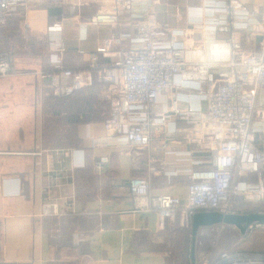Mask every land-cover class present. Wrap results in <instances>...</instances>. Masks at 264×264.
I'll list each match as a JSON object with an SVG mask.
<instances>
[{"label": "crops", "instance_id": "1", "mask_svg": "<svg viewBox=\"0 0 264 264\" xmlns=\"http://www.w3.org/2000/svg\"><path fill=\"white\" fill-rule=\"evenodd\" d=\"M160 1L152 10L178 31V42L203 37L200 29L191 25L197 12L188 9L200 5V0ZM238 1L253 18H262L264 0ZM114 5L115 0H31L20 6L3 28L1 37L7 44L0 50L12 52L15 70L0 77V264H170L168 256L175 249L186 256L187 234L179 214L162 220L157 212L134 208L128 182L148 175L149 152L126 145L94 144L93 137L106 134V118L95 102L102 98L109 105L103 96L107 85L94 77L91 85L76 92L77 96L83 94L78 102H56L37 73L52 66L48 27L57 22L63 24L62 37L68 49L63 64L67 69L86 68L90 58L78 50L95 52L103 47L115 31L117 15L120 30L131 31L133 20L127 12L117 14ZM217 13L225 16L222 8ZM99 17V24L90 23ZM85 23L83 39L80 25ZM233 34L243 46L251 33L236 30ZM228 36L219 34L222 40ZM244 49L259 53L261 37L253 36ZM99 55L102 63L108 62V57ZM190 103L197 105L196 115L207 109L204 100L193 98ZM181 105L187 107L189 102L182 100ZM179 125L192 127L187 121ZM68 132L71 139L61 136ZM164 141L155 140L151 153L167 156V162L180 174L153 175V190L184 196L191 182L189 170L212 169L210 156L196 152L195 158L203 163L194 165L186 159V154L199 146L189 140L188 130L181 129L167 144ZM84 148L86 165L73 168L64 151ZM102 156L109 157V162L99 170L96 165ZM256 177L247 176L252 181ZM47 203H58L60 214L42 216ZM210 227L199 231L198 253L205 239L215 234Z\"/></svg>", "mask_w": 264, "mask_h": 264}, {"label": "built area", "instance_id": "2", "mask_svg": "<svg viewBox=\"0 0 264 264\" xmlns=\"http://www.w3.org/2000/svg\"><path fill=\"white\" fill-rule=\"evenodd\" d=\"M30 1L0 0V35L9 17ZM200 1V5H190L188 9L197 12L191 25L199 28L203 37L178 42V31L152 10L160 0H126V11L121 10L118 0L114 11L127 12L133 29L121 31L117 15L115 31L105 39L103 47L95 52L78 50L90 58L84 69L64 67L68 49L62 37L63 24L57 22L48 27L52 66L37 72L51 96L71 95L91 85L94 77L107 85L103 93L110 105L103 123L106 134L93 137L94 144L147 150L148 175L128 182L135 210L157 212L162 220L179 214L181 225L190 230L196 212L238 213L234 201H264V14L260 20L253 18L238 0ZM220 8L225 11L224 17L217 13ZM101 20L99 17L90 23L99 24ZM236 30L261 37V51H243L233 34ZM86 32L87 24H81L80 38L85 39ZM219 34L229 36L222 40ZM99 54L108 57V62L102 63ZM14 58L12 52L0 50V77L14 72ZM193 87L195 90L190 89ZM193 98L206 102L205 112L196 115L198 107L190 103ZM182 100L189 105L183 107ZM183 121L192 127H180ZM181 129L188 130L189 140L199 145L186 154V159L192 165L203 163L195 154L206 153L213 167L191 168V182L184 196L156 193L153 175L171 177L180 171L167 162V156L151 153L152 144L157 139L167 144ZM86 149L64 151L73 168L86 165ZM108 162L109 157L102 156L97 169ZM248 175H256L257 180H248ZM59 214L58 203L43 206L42 216ZM224 225L210 228L220 234ZM256 226L264 224L251 226L247 234ZM203 248L201 264H264V250H218L217 240L210 248Z\"/></svg>", "mask_w": 264, "mask_h": 264}, {"label": "rangeland", "instance_id": "3", "mask_svg": "<svg viewBox=\"0 0 264 264\" xmlns=\"http://www.w3.org/2000/svg\"><path fill=\"white\" fill-rule=\"evenodd\" d=\"M117 1L118 0H115V2H117ZM119 6H121V10L126 11V8L122 4V2L120 5V0H119ZM252 37H253V35L250 34V35H247V39L245 38V42L243 43V46H242L243 51L247 52L244 49V44H248V42L250 41V39H252ZM237 40H239V39H237ZM239 41L241 42V40H239ZM6 44H7L6 39L1 37V35H0V48H4ZM241 44H242V42H241ZM247 53H249V52H247ZM77 91H75L71 95H67V96L54 95V96H51V98L52 99L56 98L57 99V100L55 99L56 102L60 101V102L76 103V102H78L79 96L83 95V94H80L79 96H77L76 95ZM100 99L101 100H99L98 102L97 101L95 102L96 107H98L101 116L107 118L109 116V113H110L109 105H107L106 102L102 101V98H100ZM62 126L63 125L61 124V127ZM197 132H199V131L197 130ZM51 134L53 136L59 138L58 136L54 135L55 134L54 132H51ZM49 135H50V132H49ZM61 136L63 138H66V139H71V132H68L64 135L61 134ZM261 202H264V201H261ZM251 203L257 204L260 202H251ZM262 211H264V210H262ZM259 213H264V212H259ZM57 227H58V229H60L59 224ZM214 230L216 231V233L212 238L205 239V242L203 239L204 247L210 248L212 246L213 242L215 240H217V249L218 250H222V249H228V250L257 249L259 251L264 250V227H262V226H256L254 228L253 232L246 234V235L241 234L237 228L230 226V225H227V224L224 225L220 234H217L216 228ZM198 236H201V235L198 234ZM197 243H198V239H197ZM186 249H187L186 260H185L184 255H183V250H181V249L176 250L175 249L168 256L169 263L170 264H189L188 248H186ZM203 249H205V248H203ZM207 252H209V250H206V253ZM196 255H197L196 264H201L203 253H200V252L198 253V248H197ZM189 258H190V250H189ZM190 264H191V260H190Z\"/></svg>", "mask_w": 264, "mask_h": 264}, {"label": "water", "instance_id": "4", "mask_svg": "<svg viewBox=\"0 0 264 264\" xmlns=\"http://www.w3.org/2000/svg\"><path fill=\"white\" fill-rule=\"evenodd\" d=\"M227 224L237 228L246 235L253 225L264 224V213H222L219 211H200L192 216L191 224V264H196L197 239L201 228L216 224Z\"/></svg>", "mask_w": 264, "mask_h": 264}, {"label": "trees", "instance_id": "5", "mask_svg": "<svg viewBox=\"0 0 264 264\" xmlns=\"http://www.w3.org/2000/svg\"><path fill=\"white\" fill-rule=\"evenodd\" d=\"M262 142V141H261ZM262 203V204H261ZM234 209L238 213H259L264 212V202H260L257 204L251 203L249 201H234ZM184 230H186V240L188 242V261L190 264L191 258H189V247H190V241H191V230L189 228L183 227ZM186 260V256H185Z\"/></svg>", "mask_w": 264, "mask_h": 264}]
</instances>
